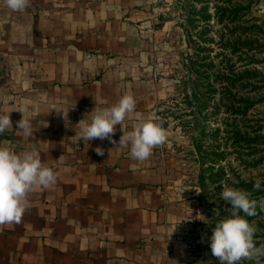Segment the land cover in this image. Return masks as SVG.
Returning <instances> with one entry per match:
<instances>
[{"label": "crops", "instance_id": "1", "mask_svg": "<svg viewBox=\"0 0 264 264\" xmlns=\"http://www.w3.org/2000/svg\"><path fill=\"white\" fill-rule=\"evenodd\" d=\"M146 11L145 0H30L22 11L0 0V115L13 124L0 147L35 150L57 173L54 186L28 194L19 224L0 225V264H163L153 245L175 221L162 209L170 175L156 148L138 161L130 145L118 147L139 120L158 123L162 89L149 65ZM126 94L136 107L122 131L116 126L117 144L76 143L81 120ZM67 109L68 127L58 113ZM21 113L32 137L16 128Z\"/></svg>", "mask_w": 264, "mask_h": 264}, {"label": "rangeland", "instance_id": "2", "mask_svg": "<svg viewBox=\"0 0 264 264\" xmlns=\"http://www.w3.org/2000/svg\"><path fill=\"white\" fill-rule=\"evenodd\" d=\"M145 1L154 31V60L149 65L160 78L162 89L155 115L168 133L167 142L156 147L171 178L164 184L162 209L173 215L171 231L177 224L170 238L154 243L157 252L153 257L163 264H220L211 253L210 238L215 225L233 211L221 198L224 188L249 192L258 202L264 200V0H253L247 21L240 24L247 30L237 34L249 45L230 56L236 61L235 75L253 74L243 88L233 90L234 103L224 99L226 95L217 85L203 87L206 77L211 82V75L227 56L218 46L220 26L212 1ZM146 36L149 39V34ZM189 57L195 61L197 74L189 69ZM192 81L202 84L195 96L190 94ZM245 106L244 115H229L231 108L242 112ZM234 124L244 138L238 144L228 134V125ZM257 184L259 188L254 187ZM245 218L256 228L257 247L264 245V210L257 207L256 216ZM240 264L255 261L242 260ZM259 264H264V257Z\"/></svg>", "mask_w": 264, "mask_h": 264}, {"label": "clouds", "instance_id": "3", "mask_svg": "<svg viewBox=\"0 0 264 264\" xmlns=\"http://www.w3.org/2000/svg\"><path fill=\"white\" fill-rule=\"evenodd\" d=\"M12 11H22L29 6L30 0H5ZM136 100L131 94L121 97L119 102L111 107L95 108L90 122L78 123L81 125L79 133H75L76 143L82 141L88 147L93 139H107L112 144L117 141L112 137L116 126L121 131L129 114L134 113ZM65 126H69L68 109L59 111ZM77 124V125H78ZM9 114L0 115V134L12 128ZM16 128L23 131L26 137H32L30 120L21 113V119L16 122ZM118 141V147L130 145V155L138 161L147 160L154 148L167 142L168 133L152 119L139 120L132 131L124 132ZM97 155L103 156L101 147L94 149ZM57 182V173L52 168L41 163L40 154L35 150L16 153L8 147H0V225L19 224L28 207V194L37 186L52 187ZM259 188V185H254ZM221 198L230 204L232 212L215 225L210 238L211 253L218 258L220 264H240L242 260H253L259 264L264 257V245L257 247L254 241L256 228L245 217L257 215V207L264 210V200L259 202L251 198L249 192L224 188ZM244 215H240V213ZM177 225V224H176ZM173 227L171 234L175 231Z\"/></svg>", "mask_w": 264, "mask_h": 264}, {"label": "trees", "instance_id": "4", "mask_svg": "<svg viewBox=\"0 0 264 264\" xmlns=\"http://www.w3.org/2000/svg\"><path fill=\"white\" fill-rule=\"evenodd\" d=\"M213 3L214 14L217 15L216 22L220 26L219 32V42L218 46L227 52V56L222 61V67L216 69V73L211 75L212 81L208 82V76L206 77L207 82L206 85L203 86L204 88H212L214 85L220 87L223 90V93L226 95L224 98L229 103L236 102L234 95L232 94L234 89L243 88L245 86L244 81H248L253 77V74L250 72H243L240 75H235L233 73L235 62L233 61L231 55H238L241 51V48L248 46L249 44L246 41L241 42L240 37L237 33L244 32L247 28H240V24L244 23L245 17L249 13L253 0H211ZM192 34L188 30V41H190ZM189 69L194 72L195 74L198 73V69L195 68V61H192L189 57ZM239 59V58H238ZM202 67V66H201ZM208 69H211V64L206 66ZM203 73V72H201ZM186 83V82H185ZM184 83V85H185ZM202 84L198 85L195 81H192L190 84V94L193 96L198 93V88ZM189 86V83H188ZM211 91V90H209ZM230 97V98H229ZM188 98V97H187ZM194 99H197L194 97ZM189 106V103L186 102ZM233 105V104H232ZM232 107V106H230ZM248 106H245L242 109V112L238 109L231 108L229 111V115H244ZM240 112V114H239ZM245 120V116L243 118ZM234 120V119H233ZM235 123V120H234ZM229 129L228 134L231 135L230 138L232 139L234 144H238L243 141L242 133L236 125H228ZM4 136H0V140ZM198 149V148H197ZM199 184H202L203 179L198 177ZM240 214H243L242 212Z\"/></svg>", "mask_w": 264, "mask_h": 264}]
</instances>
